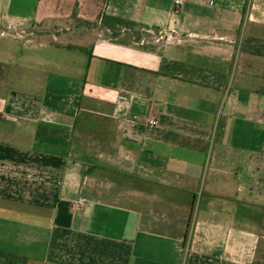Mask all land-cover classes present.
<instances>
[{"label":"crops","instance_id":"1","mask_svg":"<svg viewBox=\"0 0 264 264\" xmlns=\"http://www.w3.org/2000/svg\"><path fill=\"white\" fill-rule=\"evenodd\" d=\"M179 1L0 0V264H264V0Z\"/></svg>","mask_w":264,"mask_h":264},{"label":"trees","instance_id":"2","mask_svg":"<svg viewBox=\"0 0 264 264\" xmlns=\"http://www.w3.org/2000/svg\"><path fill=\"white\" fill-rule=\"evenodd\" d=\"M112 20L120 26H125L130 28L135 27L134 23L124 21L120 18H113ZM139 38H140V34L138 33L136 39ZM242 48L243 50L252 53L254 55L264 56V41L262 39L247 38L243 41Z\"/></svg>","mask_w":264,"mask_h":264},{"label":"rangeland","instance_id":"3","mask_svg":"<svg viewBox=\"0 0 264 264\" xmlns=\"http://www.w3.org/2000/svg\"><path fill=\"white\" fill-rule=\"evenodd\" d=\"M135 31H138V32H140L141 30H139L138 28H136V30ZM154 34H156V33H154ZM137 35H138V33L137 32H134V36L135 37H137ZM153 36H155V35H153ZM157 36V35H156ZM140 37H141V35H140ZM152 37V36H151ZM149 38V39H152V38ZM264 41V40H263ZM12 71H10V69L8 68V67H3V66H1L0 65V75H3V76H7L9 73H11Z\"/></svg>","mask_w":264,"mask_h":264},{"label":"built area","instance_id":"4","mask_svg":"<svg viewBox=\"0 0 264 264\" xmlns=\"http://www.w3.org/2000/svg\"><path fill=\"white\" fill-rule=\"evenodd\" d=\"M175 4H176V5H179V4H180V1H179V0H175ZM155 124H156V120H155V119H149V120H147V125L152 126V125H155ZM83 200H84V199H80V200L78 201V204L82 203Z\"/></svg>","mask_w":264,"mask_h":264}]
</instances>
